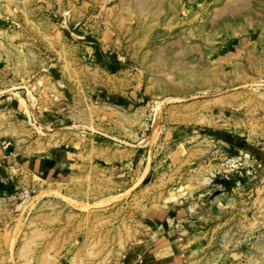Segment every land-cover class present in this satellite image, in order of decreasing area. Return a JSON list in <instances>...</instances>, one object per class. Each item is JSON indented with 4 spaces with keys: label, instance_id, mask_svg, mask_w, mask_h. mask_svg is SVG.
Returning a JSON list of instances; mask_svg holds the SVG:
<instances>
[{
    "label": "rangeland",
    "instance_id": "374dc122",
    "mask_svg": "<svg viewBox=\"0 0 264 264\" xmlns=\"http://www.w3.org/2000/svg\"><path fill=\"white\" fill-rule=\"evenodd\" d=\"M179 210L184 264H264V0H0V264H139Z\"/></svg>",
    "mask_w": 264,
    "mask_h": 264
},
{
    "label": "crops",
    "instance_id": "0c3cea01",
    "mask_svg": "<svg viewBox=\"0 0 264 264\" xmlns=\"http://www.w3.org/2000/svg\"><path fill=\"white\" fill-rule=\"evenodd\" d=\"M180 215H184L182 210H179V214L163 211L155 216L154 224L151 225V235L154 240L150 246H147L148 248L143 247V258L139 264H184L180 237L177 234V220Z\"/></svg>",
    "mask_w": 264,
    "mask_h": 264
},
{
    "label": "bare ground",
    "instance_id": "6f19581e",
    "mask_svg": "<svg viewBox=\"0 0 264 264\" xmlns=\"http://www.w3.org/2000/svg\"><path fill=\"white\" fill-rule=\"evenodd\" d=\"M241 157H239V156H232L231 158H230V162L229 163H231V164H234L238 159H240ZM208 173V172H207ZM216 173L217 172H215L214 170H211V175L212 176H208L207 174L206 175H204L203 177H202V183L204 182V183H212L213 182V177L216 175ZM209 174V173H208ZM199 180V179H198ZM201 180V179H200ZM201 183V182H200Z\"/></svg>",
    "mask_w": 264,
    "mask_h": 264
}]
</instances>
